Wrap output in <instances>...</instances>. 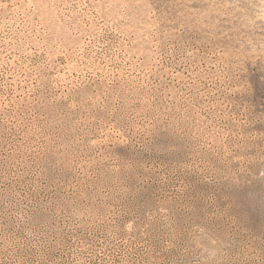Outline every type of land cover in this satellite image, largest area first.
Wrapping results in <instances>:
<instances>
[{"label":"rangeland","instance_id":"rangeland-1","mask_svg":"<svg viewBox=\"0 0 264 264\" xmlns=\"http://www.w3.org/2000/svg\"><path fill=\"white\" fill-rule=\"evenodd\" d=\"M0 264H264V0H0Z\"/></svg>","mask_w":264,"mask_h":264}]
</instances>
